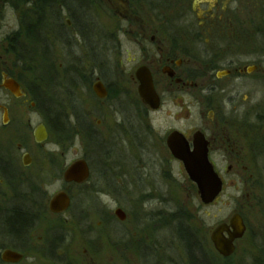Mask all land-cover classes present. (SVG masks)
Listing matches in <instances>:
<instances>
[{
	"label": "flooded vegetation",
	"instance_id": "1",
	"mask_svg": "<svg viewBox=\"0 0 264 264\" xmlns=\"http://www.w3.org/2000/svg\"><path fill=\"white\" fill-rule=\"evenodd\" d=\"M39 1L31 0L34 18L40 10ZM68 3L45 0L47 40L41 48L49 54L50 90L56 88L54 69H60L59 75L64 76L68 66L57 55L76 53L74 60L82 68L73 67L71 71L78 81L72 86L77 90L79 109L69 111V106L63 111L67 115L63 122H58L62 112L47 111V116L55 115L57 128L53 129L48 120L37 125L32 136L34 149L19 134L12 104L22 101L34 106L44 100V94L37 90L39 84L25 89L21 77L27 72L19 69L13 56L25 50L21 42L25 36L20 34H41L42 25L37 21L27 24V18L20 16V31L0 37V59L7 57L8 61H0V264L65 263V241L75 231L65 232V217L75 206L71 189L94 198L112 196L118 202V194L125 198L133 189H147L154 180H174L171 167H184L169 146L174 133L181 134L192 151L197 137L207 143L208 158L223 181L222 193L214 203L226 191L228 177L237 176L243 188L237 192L247 198L245 205L251 204L253 195L258 199L253 208L264 213V179L263 183L260 177L255 180V172L260 174L262 170L264 177V97L256 96L259 87H264V29L257 26L264 16V0H77L72 3L75 8ZM62 11L68 13L64 23L58 15ZM89 11L93 12L91 22L85 20ZM104 17L110 26L105 25L106 32L100 34ZM252 26L258 34L248 33ZM61 28L71 34H63ZM31 48L35 51L36 46ZM104 52L113 53V74L112 68L105 70L106 64L100 62ZM13 81L19 86L15 92L6 87ZM144 82L149 89L142 92ZM170 118L178 127L164 130ZM108 124L113 127L109 136L107 131L103 136L101 129H107ZM40 126L47 133L43 142L36 137ZM62 129L66 135L55 141L62 156L66 144L78 139L98 158L94 167L92 154L87 152L70 162L64 160L59 165L64 186L48 195L33 167L40 161L41 175L43 170L47 174L49 169L56 170L45 158L37 161V154L47 156L49 135ZM78 162L85 163L87 179L82 183L67 181L66 174ZM222 164L225 169H218ZM95 181L100 189L90 186ZM60 194H66L70 204L65 212L54 213L52 200ZM118 211L127 224L126 212L120 207L115 210L120 220ZM235 215L242 218L246 229L235 242L237 251L238 242L248 233V223L241 208L232 217ZM52 217H63L56 229L50 223ZM115 233H106L113 236L114 245L126 251L140 247L143 256L147 228L135 236L140 235L139 246L128 245L127 238L122 243ZM87 262L94 261L91 257Z\"/></svg>",
	"mask_w": 264,
	"mask_h": 264
},
{
	"label": "rangeland",
	"instance_id": "2",
	"mask_svg": "<svg viewBox=\"0 0 264 264\" xmlns=\"http://www.w3.org/2000/svg\"><path fill=\"white\" fill-rule=\"evenodd\" d=\"M70 5L72 8L77 7V5L72 3ZM120 5L123 6L122 3ZM32 7L33 3L31 0H0V37L7 34H17V32L20 31V16L27 18V24H34L36 18H34ZM58 15L62 16V23H64L65 19L68 17V13H63V11L59 12ZM86 16L89 18L86 17L85 20L89 19L90 22L93 21L92 11L87 12ZM104 18L100 22L102 25L100 34L106 32L105 30H107V27H105V25L110 26L108 18ZM262 24H264V16H261L260 20L257 21V26L264 29ZM44 28L45 25H42L41 34H20V36H25L21 41L22 44H24L22 46H25V50L17 56H13V60L20 64L19 69L21 71L27 72L24 73L25 77H21L24 79L25 89H29L30 86L33 87L34 84H39L40 88L37 90H40L44 94L43 101H45L42 107L55 113L62 112L63 115H59L58 122H63L65 114L63 111H66L69 106H71V110L69 111L79 109L77 90L72 86L77 85L78 81L73 71H71V68H82V64L78 65L74 60V58H77L75 57V52L69 51L66 55L63 54V56L57 55L55 52V55L60 57L62 62L65 63L64 66H68L65 68L66 72L64 76L59 75V72H61L60 69H54V73L56 74L54 77L56 79V88L50 90V70H48L49 54H46L44 49L41 48L45 46L47 40V34ZM61 31L63 34H71L63 29ZM250 31L248 32L249 34H258L254 26L251 27ZM33 44L36 46L35 51L31 48ZM104 46L105 45L101 43L102 49ZM104 53L105 55L102 54L100 57V62L101 64H106L107 67H104L105 70L110 71L112 68V72L110 71V73L113 74L115 73L114 67H112L113 62H115L113 53ZM8 60H10V58H8ZM0 61L8 62L7 57L4 60L0 59ZM58 66L59 65H57V67ZM108 76H110V74H108ZM108 76L106 75V77ZM58 81L60 83H58ZM65 86H70V88H65ZM256 96L259 98L264 97L263 85L259 87ZM12 105V115L16 120V127L19 129V134L21 137H25L28 146L34 149L35 146L32 137L33 130L39 124H46L48 118L47 114L44 115L36 103L34 106H31L30 103L21 101L14 102ZM196 113L198 114V111ZM52 116L55 117V115L51 113V117ZM67 119L68 117L65 119L66 122ZM74 119L75 118H72L75 122ZM182 124L183 122H181V126ZM164 125V130H169L171 127H178L175 125L172 118L169 120L166 119ZM111 127L113 126H109L108 124L107 129H101L102 135L104 136V131H107L106 136H109L108 131L111 130ZM55 134L56 133L51 132L49 135L47 141L48 146L46 147L48 151L47 156L44 157L41 153H38L37 161L45 158L48 165L52 162L53 167L56 166V170L49 169L48 174L43 170L44 174L41 175L38 173V165H40L41 162L39 161L36 166L33 167V170L36 171L37 176H39L37 181H41V183L45 185V190H47L46 193H48V195L54 194L57 189L64 186V182L60 178V170L62 168H60L59 165L64 164V160L70 162L82 157L87 152L81 142L75 139L73 144H66L65 157L62 156L60 148L58 149L55 146V141L61 140L59 139L61 136ZM124 150L128 151L127 149ZM87 153L88 155L92 154L91 165L94 167L98 157L93 154L94 151H89ZM44 168L47 167L45 166ZM171 168L174 172V180L169 179L166 180V182H156V180H154L148 184L147 189L142 191H135L133 189L125 198L120 196L121 194H118V198L120 199L118 202L114 200L112 196L101 194L100 196L96 195L97 198H94V196L89 197L91 196L89 193L84 195L79 194L76 188H72L71 195L73 197V202H75V206H73L67 217H65L66 223L68 224L65 232H70L69 229L75 231L73 235H70L68 240L65 241V245L68 248L67 257L64 258L65 263L57 262L56 264H189V257L187 256L185 244L180 240L178 233V227L180 225L178 218L181 216L183 217L182 223L187 230L194 231L196 236L195 239L209 252V256L215 255L216 258H219L221 264H258L256 263L257 261L264 264V213H260L253 208L254 204L258 202V199H255L253 195L251 196L250 202L252 205L247 204L248 207L245 205L247 198L237 192L239 189H243L239 181L240 179L237 176L228 177L226 191L222 194L221 198L218 199L219 201L213 205L207 206L202 203L198 194V189L190 180L184 167L174 165ZM218 169H225V167L222 164ZM261 171L260 174L259 172H255V180L260 177L263 183L264 177L262 174L263 171L262 173ZM27 174H29V172H27ZM90 186H94L97 189L101 188L100 183L96 181L91 183ZM155 191L157 193H155ZM146 193H148V198L144 197ZM83 198L85 203L83 202ZM242 206L245 207L243 208ZM119 207L128 215L127 224L126 221L122 222L123 220H120L114 214L115 210ZM92 208H94V210H92ZM239 208L242 209L243 216L248 223V233L243 240L238 242L237 251L232 256L231 260L229 262H224V258L215 250L210 240V232L218 225L229 221L235 210ZM173 218L175 222L172 221ZM60 220L63 221V217L62 219L59 217H52L50 219L53 229L57 228L56 224L60 223ZM111 223L112 225H110ZM132 228H137L138 231ZM146 228L148 229V244L147 248L144 250L143 256L140 255V247L137 249L133 247L132 250L126 251L124 247L114 245L115 241L113 236L110 238V236L106 234L107 232L110 233L114 231L116 232L115 235H118V237L122 239V243L127 238L128 245L132 244L139 246L141 243L139 239L140 235H138V237L135 236L137 232L141 233L142 229ZM114 246H117V248H114ZM84 250H87V252L85 253ZM91 257L94 262L88 263L87 260ZM37 264L47 263L45 261H39Z\"/></svg>",
	"mask_w": 264,
	"mask_h": 264
},
{
	"label": "water",
	"instance_id": "3",
	"mask_svg": "<svg viewBox=\"0 0 264 264\" xmlns=\"http://www.w3.org/2000/svg\"><path fill=\"white\" fill-rule=\"evenodd\" d=\"M10 84L7 83L6 87L13 92L19 89L18 84L14 81L10 82ZM148 89L149 87L144 82L142 92ZM155 108H158V106L156 105ZM36 137L38 142H43L47 139L44 126H40L36 131ZM169 146L175 157L183 162L190 180L197 186L202 203L204 205L214 203L223 190V181L208 158L207 143L204 139L197 137L195 148L192 151L184 137L179 133H174L170 137ZM87 177L88 172L84 162L75 163L66 174L67 181H76L78 183L84 182ZM69 204L70 201L66 194L57 195L52 200V211L54 213H63L68 209ZM117 215L122 220L124 219L121 211H118ZM245 230V225L239 215L233 216L229 224H220L214 228L210 237L216 251L224 258L233 255L236 250L235 241L243 237ZM225 233L229 237H226Z\"/></svg>",
	"mask_w": 264,
	"mask_h": 264
},
{
	"label": "trees",
	"instance_id": "4",
	"mask_svg": "<svg viewBox=\"0 0 264 264\" xmlns=\"http://www.w3.org/2000/svg\"><path fill=\"white\" fill-rule=\"evenodd\" d=\"M76 2L77 0H68V4H71L73 2ZM45 0H40L37 4L38 7H40V10L37 11L36 14V21L38 26L44 25L45 23V10L46 6L44 4ZM45 101H38L37 105L38 108L41 109L42 112H44V115L47 114V108H43ZM47 120L50 121V125L52 128H57L56 124L53 122V118L51 116H47ZM68 129L71 128L70 125L67 126ZM61 129V128H60ZM62 130L56 131L54 130L53 133H56L55 135L63 136L66 135L65 133H62ZM71 135V134H69ZM195 186V185H194ZM181 218V219H180ZM178 218V222L180 223L178 227V233L180 240L183 244H185V248L187 250V256L189 257V264H221V261H219V258H216L215 255L209 256V252L204 249V247L201 246V244L195 239V232L190 231L189 229L185 227V225L182 223L183 217L181 216ZM173 222H175L174 218L172 219ZM211 255V254H210ZM216 258V259H215ZM231 259H224V262H229ZM258 264H261V262H256Z\"/></svg>",
	"mask_w": 264,
	"mask_h": 264
}]
</instances>
